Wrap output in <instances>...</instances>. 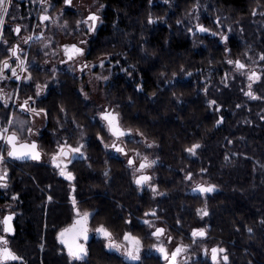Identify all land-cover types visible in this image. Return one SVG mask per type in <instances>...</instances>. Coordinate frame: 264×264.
<instances>
[{"label":"trees","instance_id":"trees-1","mask_svg":"<svg viewBox=\"0 0 264 264\" xmlns=\"http://www.w3.org/2000/svg\"><path fill=\"white\" fill-rule=\"evenodd\" d=\"M100 1L106 5L104 26L90 39L87 58L118 61L105 102L120 114L123 128L143 133L157 146V186L167 193L160 215L173 226L184 225L189 238L193 229L206 228L212 244L226 250L227 264H264V76L248 90L254 95H246L241 77L225 84L209 75L232 72L228 61L234 55L264 52V0ZM193 5L206 9L196 13ZM194 24L210 35L194 33ZM218 32L228 39L217 38ZM32 72L38 80L43 73L34 67ZM185 75L189 78L183 80ZM201 75L211 76L207 84ZM60 76L41 101L47 125L38 145L52 153L61 137L72 134L67 143L76 146L78 134L87 136L86 159L69 166L75 179L61 177L52 164L4 161L8 178L7 187H0V203L14 194L20 200L10 246L29 264H65L54 235L68 225L73 197L76 207L93 213V228L104 224L115 234L129 232L125 218L142 217L150 201L133 185L126 165L105 151L110 135L96 117L99 109L77 92L79 80L68 72ZM193 144L199 147L190 156L186 149ZM190 180L216 188L193 196L185 185ZM204 203L208 216L202 220L197 208ZM91 260L118 262L98 248Z\"/></svg>","mask_w":264,"mask_h":264},{"label":"rangeland","instance_id":"rangeland-1","mask_svg":"<svg viewBox=\"0 0 264 264\" xmlns=\"http://www.w3.org/2000/svg\"><path fill=\"white\" fill-rule=\"evenodd\" d=\"M160 4H168V0H158ZM104 5L103 8H100V5ZM100 16V20L97 22V27L94 32L88 31V24L81 23L77 24V21H83L85 17L88 16L89 12H96ZM204 9L201 5L195 9L196 13H200V10ZM206 9V8H205ZM204 9V10H205ZM46 10V11H45ZM106 10V5L100 0H71V4L67 6L64 3V0H45V3H41L40 0H12L11 6L9 8V12L5 15L4 23L0 25V56L4 55L7 52L10 57V52L8 51L10 48L13 47L15 40H13V31L17 24L21 26V33L26 35H32L42 33V39L34 43V45H26L24 47L23 44H19L22 46L20 49L19 55L22 59L26 58L28 72L21 73V76H27L28 73H31V80L20 79L17 80L15 77H12L11 71L6 72V75L9 77L5 80H0V89H3L4 93L7 94L10 99L8 104L5 105L3 100H0V126L7 125L9 117H12L13 124L9 126V130H16L20 136L22 141L31 142L32 140H37L40 137V134L45 129L47 125L46 116L42 113L40 115H34L31 112L21 109L19 104L23 102V100L28 97L32 96L36 98L33 103H30L31 107L41 108V101L45 99L48 95L49 90L54 88L58 81H60V75L62 73L68 72L71 76L77 78L79 80V84L77 85V92L82 97L85 104L89 106H96L99 109L96 117L103 123L106 130L107 126L103 119L100 117L99 113L104 110L110 111L111 108L107 107V103L105 102V88L111 80L113 75L114 69L118 66L116 62L112 60L111 57H99L95 60H88V43L90 39L94 37L95 33L104 26V13ZM45 14L50 17V19L43 21V24H39V15ZM32 19L34 22L32 23ZM67 22V23H65ZM197 25L194 24L193 28L195 29ZM195 31V30H194ZM210 35L209 31H206L205 34H201V36ZM223 34L222 32L217 33V38H221ZM228 35V34H227ZM7 41V43H5ZM80 41H86V43L81 44ZM243 44V41L240 42ZM68 43H76L80 44V47L85 49L83 58H79L74 61L71 65H62L61 61L64 59L60 46L63 44ZM36 49L37 55H32V51ZM264 53L262 51H252L247 50L246 54H238L232 56L229 60L236 61L239 59L242 63L247 66L246 71L237 70L235 68V63H229L232 67H234L233 71L230 72L229 70L223 69L216 74H209L213 76H217L221 83H227L230 79L233 80L237 77H241L246 82V92H248L249 85L257 84L263 82L262 75L264 76V60L260 59V54ZM38 54L41 55L40 61L38 60ZM244 55V57H242ZM84 59L88 60L86 64L89 67H83ZM3 60V59H1ZM103 60L104 64L101 66L100 61ZM13 66H15V62L12 61ZM79 66L81 69L79 70ZM36 68L43 72L41 75H37L40 78L39 84L43 87L47 85L44 90L40 93L39 96H36V85L38 84V80L35 79L34 72L32 69ZM251 71H255L259 76L260 79L256 80H249V73ZM212 76V77H213ZM101 77H107V79H103ZM189 76L185 75L183 80L188 79ZM211 78H205L203 75L200 76L201 83H206ZM17 92L19 94V100H17ZM85 93L87 95H85ZM38 99V100H37ZM122 127V126H121ZM28 128H32L33 132L29 133ZM133 138L134 144H137V147L131 149L136 150L135 153L132 151L129 152L130 155H134L137 163L140 162L145 156L150 158L151 161L156 160L157 157L155 156L157 152V146L152 141L145 139L142 135L131 132L130 134ZM71 137L72 134H69ZM77 142L78 144H83L84 147L81 150V153L75 154V158L72 160L71 163L75 160L86 159V146H87V136L84 134L77 135ZM70 137L59 140L58 143H64L65 140L69 141ZM112 138L110 137L107 143L111 144ZM125 145V140L121 141ZM104 144V147H105ZM41 149V159L40 161H33L27 163H39V164H52L50 158V152L44 151L40 145H38ZM105 151L111 155L112 150L109 147L104 148ZM198 149V148H197ZM197 149L195 150V154H191L187 151L188 155L195 156ZM0 151L3 152L5 156V160H13L7 156L8 146L6 142L3 140L0 143ZM55 151H58L56 149ZM54 151V152H55ZM139 153V155H137ZM132 155V156H133ZM4 160V161H5ZM15 161V160H14ZM70 163V164H71ZM158 161L156 162L157 166ZM68 164V170L69 166ZM53 166V164H52ZM156 166L151 168V171H146L151 173L152 180L149 184L155 185L156 190L155 193L153 189L147 184L145 185V190L143 193H147L150 196L149 205L153 204L150 203L151 200L158 201L159 203H164L167 193L158 189L157 181H158V174L156 172ZM4 162L0 163V171L5 169ZM56 171L59 173V170L55 168ZM131 179L133 180L134 176L139 175V173H135L134 169L130 170ZM60 175V174H59ZM61 176V175H60ZM67 179L64 176H61ZM8 178V174H7ZM71 182V181H70ZM190 183H185L188 189L187 192L191 190L192 187L196 186L197 184H206L199 181H188ZM140 192V191H139ZM205 196V195H202ZM18 195L17 198L14 200L13 197L11 199L3 200L0 203V219L3 218L4 214L8 212H18ZM9 205L11 207H9ZM72 206V205H70ZM207 208L208 206L206 203L203 205L198 206V209ZM208 212V209H207ZM92 213V212H91ZM197 214L199 218L204 220L208 216L201 215L200 213ZM93 216V213H92ZM29 218V217H28ZM27 218V219H28ZM104 219V218H103ZM2 226V225H1ZM26 260V259H25ZM28 263V260H26ZM29 264V263H28Z\"/></svg>","mask_w":264,"mask_h":264},{"label":"snow or ice","instance_id":"snow-or-ice-1","mask_svg":"<svg viewBox=\"0 0 264 264\" xmlns=\"http://www.w3.org/2000/svg\"><path fill=\"white\" fill-rule=\"evenodd\" d=\"M40 2L43 4L45 3V0H40ZM12 0H0V25L4 23L5 15L8 14L9 8L11 6ZM64 3L66 5L71 4V0H64ZM104 5H100V8H103ZM198 7V5H193V8ZM46 11V10H45ZM99 12V9H97L96 12H89L88 16L84 18L83 21H77V24L85 23L88 24V31L94 32L96 30L97 22L100 20V16L97 14ZM255 13V10H254ZM50 19L49 16L45 14L40 15V20L45 21ZM152 17L149 16V23H152ZM67 23V22H65ZM179 23V21H178ZM197 28L201 32L209 31V29L205 28L202 24H197ZM14 31L18 34L21 31V26L17 24L15 26ZM189 31H192L190 28ZM42 35V33H41ZM34 37L32 35H29L25 38L24 42L27 43L28 41L32 40ZM224 40H227V35H222L221 37ZM7 43V41H5ZM81 44L86 43V41H80ZM60 47L63 48L64 54L67 57L68 60H73L74 57L78 55L84 54L85 49L83 47L78 46L75 43L72 44H63ZM11 54L10 57H5L3 60H0V80L8 79L9 77L6 75L5 70H10L12 77H15V79H25V80H31V73L29 72L27 76H21V73L28 72V66L26 62V58L22 59L19 55L20 48L19 45H16L8 50ZM11 57H15V66H13L11 62ZM260 59L264 60V53L260 54ZM62 63L64 61H61ZM118 63V61H117ZM228 63H235L238 69H244L246 65L242 63L239 59L236 61L229 60ZM101 66H103L104 61H100ZM83 67H89L88 64H85ZM175 75V73H173ZM103 79H107V77H101ZM260 79V76L255 72L251 71L249 73V80H256ZM45 86H41L39 83L36 85V96H39L40 93L44 90ZM137 87H140V85H137ZM249 88H251V85H249ZM85 95H87L85 93ZM246 95H254L251 91L246 93ZM17 100H19V94L17 92L16 96ZM10 97L4 93L3 89H0V100H3L4 104L7 105ZM30 102H34V97L28 96L26 97L22 103L19 104V107L21 109L27 110L31 112L34 115H40L44 114L47 116V110L45 108H36L31 107ZM210 105H215L216 101L211 100L208 102ZM63 110V109H62ZM100 117L106 121L108 131L112 134L113 137L116 138L112 142V144H105V147H111L115 148L117 152L125 153L126 149L120 145L117 141L120 137L125 136L127 133L132 132V129H124L121 127L120 124V114L115 111H108L107 109L104 111H101L99 113ZM223 117H221V120ZM221 120L217 121V124L221 122ZM13 124L12 117H9L7 125L0 126V140H4L8 146L7 156L13 157L17 159H26L31 158L33 160H40L41 159V149L39 148L37 141L32 140L31 142L28 141H22L20 139V136L16 130H9V126ZM138 131V130H137ZM28 132L32 133L33 129L28 128ZM143 135V133H141ZM102 139V137H101ZM84 147L83 144H78L77 146H73L71 144L67 143V140H65L64 143H57V149L58 151L52 152L50 154L51 163L55 168L59 170V174L61 176L66 177L69 181H72L75 179L73 172L68 170V164L72 162V160L75 158V154L81 153L82 148ZM199 147V144H193L191 147L187 148L186 151H188L191 154H195V150ZM139 155V153H137ZM5 160V156L2 151H0V163H3ZM134 160L132 158H129L128 164L134 165ZM155 161H150L145 156L140 164L139 168L137 169L138 172H142V170L150 167ZM201 171H204L203 169ZM192 176V173H188L187 178L190 179ZM135 183L140 186L145 183H148L151 180V177L146 174H141L138 176H134ZM149 186L153 189L154 193L156 190V186L149 184ZM0 187H7V169L5 168L3 171H0ZM75 186L73 185V188ZM216 188V185L213 184H197V189L202 193H209L214 191ZM17 198V195H13V199L15 200ZM49 200L52 199L51 196L48 198ZM72 203L74 206V212H75V218L73 222L66 227H63L59 230L57 233V239L59 242L64 245L67 249L68 256L70 260H82L84 257L88 254V249L85 246L84 243H81V239L84 241L88 240V220L91 215V213L87 210L81 211L78 207H76V200L75 197L72 199ZM9 207H11L9 205ZM153 214H154V210ZM198 213L201 215H207V208L198 209ZM146 213L145 215H147ZM15 216L14 212H9L6 215L3 216L2 219H0V225L3 226V232L5 234L13 233V217ZM145 223H149V221H144ZM96 233L103 236L107 243L105 247L107 248H113L117 251H121L125 258L127 260L131 261H139L141 259L140 252L142 248L141 238L139 236H134L130 232H125L123 235L122 240H117L112 231L108 227H106L104 224H99L96 229ZM249 232L252 231L251 228L248 229ZM165 232V229L163 228H156L155 232L152 233L153 236L157 237V240H159L160 236L163 235ZM206 235V232L203 228L200 229H193L192 236L193 237H203ZM169 240L172 239L171 236L168 237ZM153 248H156L163 258L167 261V264H176L178 255L183 252L188 246L187 245H177L174 251H169L166 249L163 243H157L152 245ZM226 250L218 247H213L211 249V259L214 262V264H218V261L220 259L219 253H224ZM23 260V257L17 255L15 251L9 246V240L6 235H0V264H8V262L11 261H18ZM223 260L225 262L228 261V256L225 254L223 255Z\"/></svg>","mask_w":264,"mask_h":264},{"label":"flooded vegetation","instance_id":"flooded-vegetation-1","mask_svg":"<svg viewBox=\"0 0 264 264\" xmlns=\"http://www.w3.org/2000/svg\"><path fill=\"white\" fill-rule=\"evenodd\" d=\"M69 5L70 4H68L67 6H69ZM40 15H39V21L38 22H39V24H43V21L40 20ZM33 22H34V20L32 19V23ZM96 27H97V25H96ZM15 33L16 32L13 31V40L16 41V42H14L13 47L16 45H19L18 42L20 44H23L24 47L26 45L32 46V45H34V43H36L37 41L42 39L41 33H39V34L33 33L32 36L34 38L32 40L28 41L27 43H25L24 40L28 35L24 36V34H22L21 31L18 34H15ZM68 44H72V43H68ZM77 45L79 46L80 44H77ZM19 48L21 49L22 46H19ZM60 50H61V54L64 58L62 60L64 62L63 63L61 62L62 65H65V66L68 65L69 66V65L73 64L74 61H76L78 59V57L83 58V54H82V55H78V56L74 57L73 60H68L64 54V50L62 47H60ZM10 56H11V54H10ZM12 61L15 62V57H11V62ZM87 61H88L87 59L86 60L84 59V65L87 63ZM80 69H81V66H79V70ZM9 71L10 70H5V72H9ZM35 79L38 80L37 78H35ZM39 81H40V79L38 80L37 83H39ZM35 100H36V98H34V101ZM30 103H33V102H30ZM40 136H41V134H40ZM110 137L112 138L113 141L116 140V138H114L113 136L110 135ZM39 138L40 137H38V139L36 140L37 143H38ZM122 140H125V145L121 142ZM117 142L120 143V145L126 149V154L117 152L115 148L109 147L110 150H112V154L110 156L115 158L117 161L124 163L129 170L134 169L135 173H139V175H141V174L149 175L151 177V180H152L153 175L149 172H146V171H149V170L151 171V168L156 166L157 161L153 160V161H155V163H153L150 167L142 170V172H138L137 169L139 168V164L141 161L137 163L136 159L134 158L135 156L133 154H132L133 156L129 154L130 151L135 153L136 150H131V149H133L134 147L135 148L137 147V144L135 146L133 145V148H132V146L130 147L131 142H132V144L134 143L132 136L131 135L122 136L119 138V140ZM129 158H132L134 160V162H135L134 165L128 164ZM148 160H150V158H148ZM34 161H40V160H34ZM27 162H33V161H25V162H21V163H27ZM151 180L148 183H145L141 186H136L134 184L135 180L133 178L132 183L136 187L138 192L139 191L142 192L146 188L145 185L147 186V184H149L151 182ZM72 190H74V189L72 188ZM68 202H70V204L73 205L72 201H68ZM150 203H153V204L149 205V207L144 211V214L142 217L141 216H135V218H134V217L129 216V217L125 218V221H128L129 225H130V231L129 232L132 233V235L139 236L141 238L142 248H141V252H140L141 259L139 261L127 260L121 251H117L116 249L105 247V245L107 243L106 239L101 235H97V233L95 231L96 228H93L90 224L91 218H92L91 211H89L91 213V215H90L89 220H88V228H89L88 240L84 241L83 239H81V243H84L88 249V254L82 260H70L66 247L64 245H62L59 242V240L57 239V233L59 232L58 231L54 235L55 241L57 243L56 248H57L58 255L63 257L65 264H92L93 263L91 260L92 252L98 248L104 253V255L107 258H109V257L116 258L118 261L117 264H167V261L163 258L161 253L156 248H153L152 245L157 244V243H163L164 246L166 247V249L169 251V253H171V251L175 250L177 245L183 244V245H187L188 247L178 255L176 264H214V262L211 259V249L213 247H218V248H220V247L217 244L216 245L212 244L210 238L208 237V231L206 228H204V227L196 228V229L203 228L206 232L205 236L193 237L192 232H191L190 238H189V233L187 232V230H185L186 228L183 227L184 225L182 226V224L177 223V224H174V226H173V224L169 220L170 218L166 217L165 215H160V210H161L160 206L162 203H159L158 201H155V200H151ZM71 207H72L71 208L72 215L69 216V218L67 220L69 222L68 225L71 224L75 218L74 206H71ZM80 210L83 211L82 209H80ZM152 210H154V214H153ZM146 213H148V214L145 215ZM6 214H4V215H6ZM15 220H16V213H15V216L13 217V221H12L13 226H14V235L16 234ZM130 220H132L133 222H135V220H136L137 222H135V224H133V222H131ZM146 220L149 221V223H145L144 221H146ZM173 227H180L181 230H173ZM156 228L165 229L164 234L160 236L159 240H157L156 236L152 235V233L155 232ZM182 228H184V230ZM124 233H125V231H119L116 234L113 233V235L117 240H122ZM1 235H4L3 234V226H1ZM6 236L9 240V246H10V239L13 236H8V235H6ZM169 236L172 237L171 240L168 239ZM188 239H190V241H188ZM17 255H18V253H17ZM218 255L220 257L218 264H227V262H225L223 260L224 254L219 253ZM8 264H28V263L23 258V260L8 262Z\"/></svg>","mask_w":264,"mask_h":264},{"label":"water","instance_id":"water-1","mask_svg":"<svg viewBox=\"0 0 264 264\" xmlns=\"http://www.w3.org/2000/svg\"><path fill=\"white\" fill-rule=\"evenodd\" d=\"M194 33H199L200 35L201 34H205V32H201V31H199L198 30V28L196 27L195 28V31H194ZM15 34H17V33H15ZM235 67L237 68V66L235 65ZM238 69V68H237ZM245 69H247V67H245L244 69H240V70H245ZM104 121V120H103ZM105 122V124L107 125V123H106V121H104ZM108 133L112 136V134L108 131ZM128 135H130V133H127L125 136H128ZM115 138V137H114ZM0 141H2V140H0ZM38 144V143H37ZM11 159H14V160H17V161H19V162H25V161H34L33 159H31V158H26V159H17V158H13V157H10ZM136 186H138L136 183H134ZM141 186V185H140ZM213 192V191H212ZM212 192H209V193H202V192H200L198 189H197V185L196 186H194L193 188H191V190H190V194L191 195H208V194H210V193H212ZM12 224H13V222H12ZM13 228H14V226H13ZM3 234L4 235H8V236H13L14 235V232L13 233H9V234H5L4 232H3ZM97 235H99V234H97ZM12 262V261H11Z\"/></svg>","mask_w":264,"mask_h":264},{"label":"bare ground","instance_id":"bare-ground-1","mask_svg":"<svg viewBox=\"0 0 264 264\" xmlns=\"http://www.w3.org/2000/svg\"><path fill=\"white\" fill-rule=\"evenodd\" d=\"M107 126V125H106ZM108 129V128H107Z\"/></svg>","mask_w":264,"mask_h":264}]
</instances>
